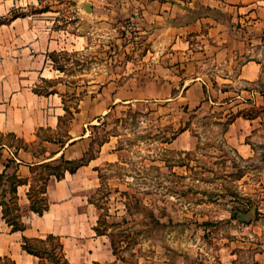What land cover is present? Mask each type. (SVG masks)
<instances>
[{
    "label": "rangeland",
    "instance_id": "1",
    "mask_svg": "<svg viewBox=\"0 0 264 264\" xmlns=\"http://www.w3.org/2000/svg\"><path fill=\"white\" fill-rule=\"evenodd\" d=\"M44 2L41 7L28 5L26 10L27 0H0V23L5 21L0 25V80L14 72L10 68L14 60L26 57L20 48L34 39V33L27 32L52 27L42 22L21 23L30 13L55 12V3ZM14 17L19 20L10 25ZM49 17L54 16L46 19ZM131 18L132 14L129 19L114 15L86 24L84 29L90 32L86 52L49 54L48 66L63 74L59 88L64 108L73 119L82 100L98 102L95 110L88 109L78 119V126L93 122L87 126L89 155L98 157V145L107 142L90 199L98 210L97 229L113 243L116 260L112 264H210L218 243L226 245L241 235L237 222L255 221L259 214L264 215V151L254 149V157L247 161L234 154L226 137L232 119L228 105L206 106L197 113L181 99H147L167 96L169 88L147 83V77H161L162 73L150 66L138 32L128 30ZM53 86L45 81L37 91H56ZM104 87L107 97L101 101ZM177 88L179 93L182 86ZM132 97L140 99L128 102ZM106 106H110L106 114L92 119L93 113ZM62 118L58 132L43 130L35 145L0 133V148L13 159L10 165L16 167L15 156L22 150L37 159L50 157L57 147L45 148L44 142H65L73 121L70 115ZM110 152L114 156L109 159ZM58 163L48 164L55 167ZM39 166L31 176L37 200L42 199L40 191L50 172ZM12 176L0 179L7 220L16 216ZM37 249L43 256L51 252L59 258L56 243L37 245ZM0 264L13 263L2 259Z\"/></svg>",
    "mask_w": 264,
    "mask_h": 264
},
{
    "label": "crops",
    "instance_id": "2",
    "mask_svg": "<svg viewBox=\"0 0 264 264\" xmlns=\"http://www.w3.org/2000/svg\"><path fill=\"white\" fill-rule=\"evenodd\" d=\"M27 1L26 10L28 5L41 7L47 2ZM50 2L57 5L55 12L30 13L21 19L22 24L34 21L52 27L27 32L34 33V39L18 47L26 57L14 60V65L10 64L14 72L0 80V133L35 145L39 141L38 133L43 130L58 132V119L66 114L59 88L64 77L58 69L48 66L49 54L86 52L90 38V32L84 29L86 24L114 15L129 19L133 12H138V39L142 40L150 66L162 73L161 77L154 74L147 77V83L169 88L167 96L157 94L147 99L167 102L181 99L197 113L206 106L228 105L233 120L226 137L234 154L247 161L254 157V149L264 151V0ZM81 10L86 12L83 14ZM48 15L54 17L46 19ZM18 20L11 21L10 25ZM45 81H51L56 91L38 92ZM181 86L178 93L177 87ZM105 90L104 87L99 94L101 101L107 97ZM137 99L140 98L132 97L128 102ZM115 102L116 99L111 101L110 106ZM96 103L82 100L65 142H44L45 148L57 147L50 157L37 159L31 152L22 150L15 156L14 168L10 165L13 160L10 153L0 148V175L15 173L24 183L17 187L16 195L21 231H13L3 219L6 194L0 198L1 259L13 264H49L50 258L30 255L22 245L24 239L44 240L52 235L60 239L69 264H112L116 260L106 236L96 231L98 210L90 202L97 187L96 168L103 162L107 142L99 147L98 157L88 165L72 174L67 172L61 179L50 178L45 193L48 209L42 215L30 210L28 199L32 171L39 165L58 163L62 157L66 161L84 158L91 142L87 126L93 122L78 126V119L88 109L95 110ZM110 106L93 113L92 119L98 120ZM113 156L112 152L108 154L109 159ZM237 223H240L241 235L226 245L218 243L212 250L210 264H264V215L259 214L255 221Z\"/></svg>",
    "mask_w": 264,
    "mask_h": 264
},
{
    "label": "trees",
    "instance_id": "3",
    "mask_svg": "<svg viewBox=\"0 0 264 264\" xmlns=\"http://www.w3.org/2000/svg\"><path fill=\"white\" fill-rule=\"evenodd\" d=\"M18 17H14L13 19H11L12 21L17 19ZM5 24V21H2L0 23V25H4ZM65 112H66V115H70L72 118L70 120V122L73 120V115L71 113H69V111L67 109H65ZM232 119H230V122H232L233 120V117H231ZM59 125L61 124L63 118L62 117H59ZM96 127V126H94ZM11 137H15L14 135H9ZM105 142H103L102 144H104ZM62 144V143H61ZM102 144L98 145L99 147L102 146ZM24 150H26V148H24ZM89 152H87L85 155H84V158L79 160V161H66L64 160V158H60L59 160V163L57 166L55 167H52L50 164L48 163H45V164H42L39 166V168L41 169H46V170H49L50 172L48 173V178L45 179V183L43 184V188L41 189L40 191V195L42 196L40 198L35 199L34 198V191L32 189L33 186H30V189H29V192H28V199L30 201V210L38 215H42L47 209H48V202L46 200V197H45V193H46V186H47V183L50 179V177H54L56 179H61L62 177H64V175L68 172L70 174L76 172V170L82 166H86L89 164V162L91 160L94 159V156L92 155H89ZM86 156H88L86 158ZM4 175H1L0 176V179H2ZM12 180H13V183L11 184V191L13 192V195L14 197L12 198L13 201H12V207L15 212H16V216L13 220H7V211H6V208H5V205L3 204L2 207H3V219L6 221V223L12 227V230L13 231H21L23 226L19 223V208H18V205H17V202H16V198H17V187L20 186V185H23V180H19L15 174H13L12 176ZM99 222V221H98ZM96 231L99 233V234H102L104 235L103 233L99 232L98 229H96ZM56 243L57 244V248L59 249V258H55V256L50 252L47 254V256H43L42 253L37 249V245L39 246H47L48 244H54ZM111 245H113V243L111 242ZM24 251H26L28 254L30 255H33V256H36L38 258H50L51 262L53 264H69L65 257H64V254L62 252V244H61V241L59 238L57 237H54L52 235H49L47 236L46 239L44 240H28V239H24L23 240V245H22ZM2 261V259H0V262Z\"/></svg>",
    "mask_w": 264,
    "mask_h": 264
},
{
    "label": "built area",
    "instance_id": "4",
    "mask_svg": "<svg viewBox=\"0 0 264 264\" xmlns=\"http://www.w3.org/2000/svg\"><path fill=\"white\" fill-rule=\"evenodd\" d=\"M97 3L105 4L109 2H119V3H130L133 0H93ZM138 19H139V14L138 12H133L132 13V18L129 20V25H128V30L132 32H136L138 29Z\"/></svg>",
    "mask_w": 264,
    "mask_h": 264
}]
</instances>
